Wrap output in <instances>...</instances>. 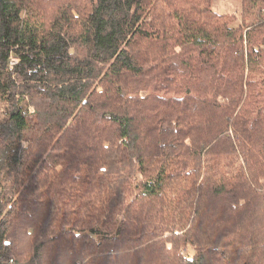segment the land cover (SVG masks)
<instances>
[{
  "label": "trees",
  "instance_id": "16d2710c",
  "mask_svg": "<svg viewBox=\"0 0 264 264\" xmlns=\"http://www.w3.org/2000/svg\"><path fill=\"white\" fill-rule=\"evenodd\" d=\"M233 1L0 0V264H264V0Z\"/></svg>",
  "mask_w": 264,
  "mask_h": 264
},
{
  "label": "rangeland",
  "instance_id": "374dc122",
  "mask_svg": "<svg viewBox=\"0 0 264 264\" xmlns=\"http://www.w3.org/2000/svg\"><path fill=\"white\" fill-rule=\"evenodd\" d=\"M239 8V3L233 0H214L213 3V10L220 14L235 13L239 11ZM188 254L193 255V251L189 250Z\"/></svg>",
  "mask_w": 264,
  "mask_h": 264
},
{
  "label": "built area",
  "instance_id": "2783aa9c",
  "mask_svg": "<svg viewBox=\"0 0 264 264\" xmlns=\"http://www.w3.org/2000/svg\"><path fill=\"white\" fill-rule=\"evenodd\" d=\"M15 63H16V62H15L14 60H10L9 65H10V66H13V65H15Z\"/></svg>",
  "mask_w": 264,
  "mask_h": 264
}]
</instances>
